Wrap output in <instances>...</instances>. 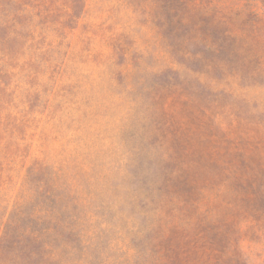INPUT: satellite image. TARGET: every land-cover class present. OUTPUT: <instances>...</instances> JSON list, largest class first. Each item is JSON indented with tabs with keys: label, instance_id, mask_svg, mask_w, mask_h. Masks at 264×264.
<instances>
[{
	"label": "trees",
	"instance_id": "obj_1",
	"mask_svg": "<svg viewBox=\"0 0 264 264\" xmlns=\"http://www.w3.org/2000/svg\"><path fill=\"white\" fill-rule=\"evenodd\" d=\"M85 1L0 0V55L21 41L34 74L30 63L59 52L47 29L62 34ZM128 4L156 28L151 63L123 34L91 60L141 109L112 164L118 178L99 162V190L83 195L36 162L24 191L7 197L0 184V264H251L242 241L264 242V102L248 95L264 91V0ZM86 98L71 101L82 116Z\"/></svg>",
	"mask_w": 264,
	"mask_h": 264
},
{
	"label": "rangeland",
	"instance_id": "obj_2",
	"mask_svg": "<svg viewBox=\"0 0 264 264\" xmlns=\"http://www.w3.org/2000/svg\"><path fill=\"white\" fill-rule=\"evenodd\" d=\"M59 7L57 17L66 9ZM119 34L142 53L147 50L145 58L151 63L156 28L128 0H86L82 14L66 23L62 34L50 26L45 42L59 43V52L45 55L51 66L48 61L30 63L34 74L22 65L30 50L20 48L21 41L4 46L10 53L0 55V184L7 197L28 188L27 171L36 162L60 167L80 185L83 195L99 190L101 181L93 170L99 162L111 165L96 168L98 172L118 178L112 164L120 162L117 154L125 147L123 138L141 109L136 105L132 110L119 74H110L104 64L91 60L95 52L108 58L112 49L106 40ZM146 78L153 79L150 71ZM248 95L264 102V91L250 90ZM86 97L91 103L83 107L82 116L71 101L79 106ZM241 249L251 264H264L263 241L246 239Z\"/></svg>",
	"mask_w": 264,
	"mask_h": 264
}]
</instances>
